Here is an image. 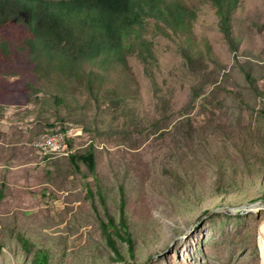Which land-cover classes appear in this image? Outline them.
I'll return each mask as SVG.
<instances>
[{
	"label": "rangeland",
	"instance_id": "obj_1",
	"mask_svg": "<svg viewBox=\"0 0 264 264\" xmlns=\"http://www.w3.org/2000/svg\"><path fill=\"white\" fill-rule=\"evenodd\" d=\"M188 3L189 45L203 55L193 69L184 36L148 19L152 58L127 53L125 77L106 68L98 104L42 72L0 73V264H36L43 253L47 264H264V0L237 2L233 45L208 0ZM24 83L47 93L19 94ZM63 134L70 148L42 139ZM88 147L92 172L66 157ZM246 165L262 174L218 191L223 168L239 178Z\"/></svg>",
	"mask_w": 264,
	"mask_h": 264
},
{
	"label": "trees",
	"instance_id": "obj_2",
	"mask_svg": "<svg viewBox=\"0 0 264 264\" xmlns=\"http://www.w3.org/2000/svg\"><path fill=\"white\" fill-rule=\"evenodd\" d=\"M208 1L218 15L226 40L230 45L235 44L230 17L239 0ZM195 17L188 0H0V73L20 74L22 77L28 72H42L48 79L60 78L58 82H67L68 87L76 86L80 91L85 89L87 100L98 104L105 100H100L101 86L106 79L105 70L118 65L123 71H119L120 75L127 76L125 57L135 49L142 61L147 63L152 58L151 46L143 36L149 25L148 19L153 20L154 26L164 35L184 36L181 42L184 64L193 69L196 60L203 57L202 52L189 45L193 39L191 27ZM211 53L209 44L205 43V54ZM79 83L82 85L79 86ZM123 88L117 86L115 96L108 101L111 107L107 109L112 113H119L118 109L125 103L121 92ZM39 89L47 93L42 87H31L27 83L17 88V92L24 94L30 90L35 94V90ZM58 98L54 94V99ZM25 100H29V95ZM112 118L115 119V116ZM60 129L67 131L62 126ZM80 129L89 131L86 125H81ZM94 132L96 135L99 133L95 126ZM66 141L70 148V140ZM73 153L74 150L66 157L74 168L82 169L81 163L88 172L94 170L95 153L90 147L83 153ZM255 171L246 165L238 178V174L237 177L234 175L235 171L227 174L223 168L219 174L218 191H229V185L242 191L240 179L245 180L247 175L249 180H253L262 174L261 169ZM108 224L114 229L113 222ZM111 237L106 234L108 244L114 248ZM126 242L129 244L130 240L126 239ZM128 249L131 254L132 248L129 246ZM45 254L36 256V264H47ZM116 254V260L125 259L121 252Z\"/></svg>",
	"mask_w": 264,
	"mask_h": 264
},
{
	"label": "built area",
	"instance_id": "obj_3",
	"mask_svg": "<svg viewBox=\"0 0 264 264\" xmlns=\"http://www.w3.org/2000/svg\"><path fill=\"white\" fill-rule=\"evenodd\" d=\"M74 134H77V133H74ZM42 139H44V140H54V141H59V142H67V141H64V134H63V137L44 138V136H43Z\"/></svg>",
	"mask_w": 264,
	"mask_h": 264
},
{
	"label": "bare ground",
	"instance_id": "obj_4",
	"mask_svg": "<svg viewBox=\"0 0 264 264\" xmlns=\"http://www.w3.org/2000/svg\"><path fill=\"white\" fill-rule=\"evenodd\" d=\"M260 234H261V242L264 245V223L261 225Z\"/></svg>",
	"mask_w": 264,
	"mask_h": 264
},
{
	"label": "water",
	"instance_id": "obj_5",
	"mask_svg": "<svg viewBox=\"0 0 264 264\" xmlns=\"http://www.w3.org/2000/svg\"><path fill=\"white\" fill-rule=\"evenodd\" d=\"M263 208H264V206H262ZM250 208L251 209H255L256 208V206H250Z\"/></svg>",
	"mask_w": 264,
	"mask_h": 264
}]
</instances>
